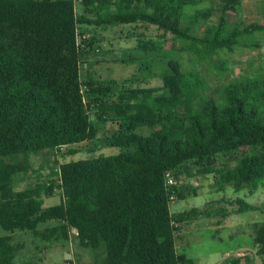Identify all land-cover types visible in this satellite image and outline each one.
<instances>
[{"label": "trees", "instance_id": "16d2710c", "mask_svg": "<svg viewBox=\"0 0 264 264\" xmlns=\"http://www.w3.org/2000/svg\"><path fill=\"white\" fill-rule=\"evenodd\" d=\"M202 1L80 0L83 10L77 17L72 0H0L3 231H28L44 242L72 237L91 249L103 241V264H192L176 253L174 237L183 223L203 212H170V196L179 200L186 195L166 184V173L177 180L180 170L189 174L188 164H193L199 168L196 172H216L220 183L248 194L264 185L262 77L226 84L220 101L213 95L202 98V78L178 62H168L170 74L162 78L160 88H121L114 101L109 95L118 82L84 85L80 80V57L87 51L82 47L85 39L77 41L79 25L146 23L170 34L183 43L184 51L202 60L221 52L232 54L238 46L259 48V43L247 40L255 33L264 37V25L237 21L240 0H219L217 9L195 11L184 22L183 9ZM112 4L114 13L109 12ZM213 13L212 25L200 24ZM91 111L96 122L113 125L108 146L120 152L62 163L55 172L56 184L14 191L13 176L28 167L7 159L43 152L55 155L64 149L68 156L74 155L78 151L73 148L97 137ZM141 127L150 130L148 136L134 132ZM245 148L259 152L242 156L234 168H212L216 157ZM56 190L61 192L59 203L44 206L41 196H52ZM235 202L238 212L257 209L243 200ZM51 221L56 223L53 227L37 230ZM254 244L257 255H264V225L255 228ZM18 249L0 237V264H14ZM243 259H227L224 264H241Z\"/></svg>", "mask_w": 264, "mask_h": 264}, {"label": "rangeland", "instance_id": "374dc122", "mask_svg": "<svg viewBox=\"0 0 264 264\" xmlns=\"http://www.w3.org/2000/svg\"><path fill=\"white\" fill-rule=\"evenodd\" d=\"M72 1L75 14L80 17L82 4L80 0ZM118 1L112 0L113 3ZM219 5V0H203L197 6H186L183 21L186 22L195 11L203 12L211 7L215 10ZM115 11V4H112L109 12ZM229 18L236 21L233 14H229ZM215 20L213 13L207 20H201L200 24L212 25ZM78 33L85 36L82 47L87 51L80 57V80L84 85L88 81L118 82L109 95L111 101L116 99L121 88H160L162 78L170 74L167 65L170 61L178 62L185 71H195L202 78V98L213 95L220 101L221 88L238 78L264 79V37L260 33L247 40L259 43V48L238 46L232 54L221 52L209 60L184 51L183 43L170 34L142 22L98 27L79 25ZM225 67L227 70L222 69ZM93 114L91 111L89 117L95 121ZM95 127L98 129L96 139L73 148L78 152L72 156H68L67 149H64L55 155L43 152L26 158L7 159V162L28 167L26 171L13 176V190L22 191L51 182L56 184L55 172L62 163L117 155L120 150L108 146V139L114 133L113 125L95 121ZM134 132L146 137L150 130L141 127ZM258 152V148H245L216 157L212 168L215 171L234 168L242 156ZM188 165L189 174L180 170L178 179L174 180L176 188L186 197L171 201L169 210L174 213L198 209L203 213L180 226L174 237L176 253L192 264H224L227 259L240 257H245L241 264H264V255H257L254 244L255 228L264 225V185L248 194L245 189L236 190L231 185L220 183L216 172L202 174L196 172L199 170L197 166ZM192 191H195L194 195ZM41 198L44 206L54 205L59 203L61 192L56 190L52 196L42 195ZM236 200H243L257 209L238 212ZM55 224L54 221L40 224L37 230L42 231ZM0 237H7L13 246L19 247L14 264H68L67 261L69 264H103L106 257L103 241L99 242L97 248L91 249L81 247L78 240L72 237L68 241L44 242L28 231L10 233L1 228ZM66 253L70 258L66 259Z\"/></svg>", "mask_w": 264, "mask_h": 264}, {"label": "crops", "instance_id": "0c3cea01", "mask_svg": "<svg viewBox=\"0 0 264 264\" xmlns=\"http://www.w3.org/2000/svg\"><path fill=\"white\" fill-rule=\"evenodd\" d=\"M237 19L243 25H264V0H240Z\"/></svg>", "mask_w": 264, "mask_h": 264}, {"label": "built area", "instance_id": "2783aa9c", "mask_svg": "<svg viewBox=\"0 0 264 264\" xmlns=\"http://www.w3.org/2000/svg\"><path fill=\"white\" fill-rule=\"evenodd\" d=\"M85 39V36L84 35H79L78 34V36H77V41L78 42H80L81 40H84ZM166 184L168 185V186H172V185H174V180H173V178L171 177V175H170V173H166ZM175 196L174 195H171L170 196V201H173L175 198H174ZM172 224L173 225H175L173 222H172Z\"/></svg>", "mask_w": 264, "mask_h": 264}, {"label": "water", "instance_id": "95a60500", "mask_svg": "<svg viewBox=\"0 0 264 264\" xmlns=\"http://www.w3.org/2000/svg\"><path fill=\"white\" fill-rule=\"evenodd\" d=\"M72 232H75V229H73ZM67 258H70V255L68 253H66V259Z\"/></svg>", "mask_w": 264, "mask_h": 264}]
</instances>
